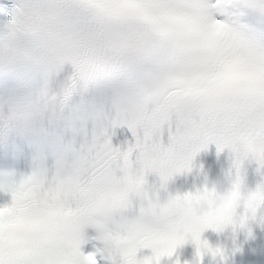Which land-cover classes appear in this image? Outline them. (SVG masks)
Instances as JSON below:
<instances>
[{
	"label": "snow or ice",
	"instance_id": "6c2138e0",
	"mask_svg": "<svg viewBox=\"0 0 264 264\" xmlns=\"http://www.w3.org/2000/svg\"><path fill=\"white\" fill-rule=\"evenodd\" d=\"M24 33L38 47L22 48ZM6 47L114 83L117 119L136 122L150 151L179 161L214 139L264 160V0H24ZM112 155L103 136L89 154L99 172Z\"/></svg>",
	"mask_w": 264,
	"mask_h": 264
},
{
	"label": "clouds",
	"instance_id": "9594fccd",
	"mask_svg": "<svg viewBox=\"0 0 264 264\" xmlns=\"http://www.w3.org/2000/svg\"><path fill=\"white\" fill-rule=\"evenodd\" d=\"M118 124H127L136 142L123 150L114 148L105 128L103 142L113 155L103 172L85 155L71 168L51 174L36 169L19 178L0 175V264H97V252L83 250L89 227L104 242V249L97 251H106L112 264H162L165 258L171 264H202L205 255L223 259L222 249L202 238L205 230L247 229L264 207V186L245 191L239 173L205 177L195 191L161 202L158 189L150 192L147 175H159L160 187L166 189L175 174L191 171L192 158L201 148L217 142H201L177 161L171 149L166 156L150 151L137 135L136 122L116 119L111 127ZM232 148L240 158H257L247 145ZM134 197L139 211L128 216ZM161 233L166 238L163 248L154 243ZM188 243L195 246L194 259L181 261L177 250ZM142 249L150 254L138 255Z\"/></svg>",
	"mask_w": 264,
	"mask_h": 264
}]
</instances>
